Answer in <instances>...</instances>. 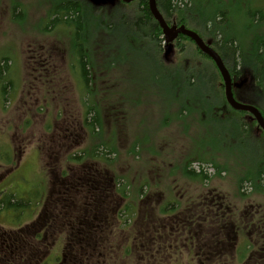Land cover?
<instances>
[{
  "label": "rangeland",
  "instance_id": "1",
  "mask_svg": "<svg viewBox=\"0 0 264 264\" xmlns=\"http://www.w3.org/2000/svg\"><path fill=\"white\" fill-rule=\"evenodd\" d=\"M76 1L92 19V10L96 16L103 7L113 9L114 15L119 18L123 12L131 14L139 4L138 1H115L107 5L93 4L91 1L94 0ZM59 2L0 0V7L6 10L3 29L0 30V71L3 74L0 76V201L8 202L10 196H14L24 204L0 209V241L18 238L19 254L25 251L27 243H33L32 251H29L32 255L25 253L28 262L23 264H42L50 253L46 259L49 264H208L197 247L186 250L182 245L185 238L194 237L195 241L191 228L187 231L188 235L180 233V241L176 240L174 232L179 228H169L172 230L166 236L175 243L169 247L170 244L164 242L165 247L162 248L154 243L156 231L161 230L163 225L175 226L173 222L177 218L188 223L190 219L197 218L195 212L189 216L186 209L189 206H193L194 210L201 209L199 201H195L201 200L208 190L225 195L227 201L236 202L240 209L244 205L260 206L259 219L263 216L264 221V174L258 180L254 178L257 171H264V135L259 133L257 127L253 136H245L250 138L246 144L238 140L234 149L229 146L224 150L217 140V129H204L205 132L198 134L191 123L198 124L199 120L179 117L190 114L186 112L187 109L184 111L181 108L176 98L175 84L168 79L158 78V71L154 68L155 59H147L146 56H157L166 63L179 62L182 57L186 59L184 65L201 63L216 75L220 72L192 40L178 38L167 44L163 32L159 36L160 50L149 53L150 56L144 50L119 47L117 44L125 42L117 36L110 38L106 33L98 34L101 30L96 33L93 29L92 33L87 30L81 35L80 41L86 46V54L94 57L96 67L94 81L89 84L93 88L91 93L83 82V69L77 48H74V26L67 28L62 23L51 26L52 12ZM194 8L189 3L188 8L176 9L170 16L163 9L160 11L171 27H180L183 26L179 21L180 15L186 9L190 12ZM198 11L203 12V17L198 18V22L188 19L187 28L201 35L213 49L209 31H206L202 21L206 20L205 17L214 18L219 12L225 16L223 27L226 30L225 34L223 29L218 28L220 41L226 35L228 39L234 38L242 44L252 35L247 34L252 26L256 27L254 35L264 36V0H204ZM87 17L84 18L87 20ZM100 39L110 42L102 55L96 50ZM33 48H41L46 53L42 55H47V61L56 62L58 81L54 87L35 91L29 86L31 70L28 50ZM243 48L240 46L246 57L253 53L248 47ZM241 50L236 55V61L242 55ZM224 54V64L230 73L228 65L231 67L235 64L234 56L231 51ZM192 55L196 59L191 58ZM112 61L117 64L109 69ZM250 63L248 59L244 63L250 69L249 86L235 91L246 87L245 91L251 95L253 93V97L260 100L259 110L264 113V90L260 91L261 88L257 87L251 72L254 68ZM2 65L6 67L2 69ZM106 72L108 75L105 77ZM230 75L234 78V74ZM222 84L225 94L223 78ZM7 87L10 89L5 94ZM100 87L103 93L99 91ZM260 92L263 94L259 95ZM101 96L105 100L102 106ZM189 96L188 103L199 98L197 92H191ZM89 109H94L100 115L102 125L96 126L95 132L91 131L87 121L92 116ZM113 112L121 118L118 123L114 121L116 117ZM198 119H201L200 116ZM246 120L250 121L248 115ZM195 145L201 148L194 149ZM95 149L98 158L92 157ZM109 150L112 152L107 154ZM196 152L206 156L200 158L195 155ZM69 154L82 156L83 161H74ZM213 155L215 164L203 162L214 158ZM189 162V170L206 172L208 178L203 183L186 176L184 168ZM124 188L127 196L123 197L120 191ZM64 190L67 194L60 195L59 191ZM242 192L245 193L244 197L240 196ZM177 193L180 197L176 196ZM163 196L166 198L163 199ZM171 202L173 208L159 210ZM45 205L56 213H53L54 218H48L45 225L38 229L33 223L43 214ZM60 211L65 214H60ZM102 211L107 213L103 214ZM172 213L174 215L165 216ZM241 219L246 223L247 214L244 213ZM50 220H54V223H50ZM55 223L60 226V237L54 235V238L50 234L46 241L39 243L33 239L50 224L53 229L50 227L47 231L55 233ZM71 226L86 232L83 235L86 242L90 238L87 231H90L97 243L96 248L92 250L91 246L82 244L74 246L81 248L69 250L68 246L73 242L70 238L73 239L75 234ZM26 231H34L33 237L27 238ZM241 235L239 247L235 245L225 255L216 257L211 264H264V250H260L263 252L260 258L256 253L255 240L251 243L255 235ZM21 237L25 240L22 241ZM262 241L264 243V238ZM5 250L0 248V257ZM251 250L256 257L242 263L245 254L251 253ZM147 251L150 255H143ZM155 252L156 256L151 257ZM160 252L163 254L161 260ZM19 254L14 255L7 264H22L19 263Z\"/></svg>",
  "mask_w": 264,
  "mask_h": 264
},
{
  "label": "trees",
  "instance_id": "2",
  "mask_svg": "<svg viewBox=\"0 0 264 264\" xmlns=\"http://www.w3.org/2000/svg\"><path fill=\"white\" fill-rule=\"evenodd\" d=\"M64 0H60L59 5L55 7L54 11L52 12V18H51V26L54 27L58 23L65 24L67 28H72L74 26V34L72 37H74V48L78 51L80 58V64L83 69V82L87 87V90H90L91 93L93 92V88L89 84L93 83V73L95 72V63L93 61L94 57L90 59L89 54H86V46L80 41L81 35H84L85 32L88 30L92 33L95 30V33L99 30L98 34H107L110 38L112 36H117L118 39L124 41L125 43L117 44L119 47L123 48H129L130 50H144L148 53L156 52L159 49V36L161 35V28L159 27L158 22L154 19L153 15L150 12L149 8V1L148 0H138V8L136 10H133L131 14L128 13H121L119 18L114 15L113 9H108L106 7H103V9H100V12L96 14V16L93 14V10L90 12L92 13V18L89 17V15L85 14L83 12V7L80 5V3L76 0H67L66 2H63ZM160 1L159 5L158 2ZM204 0H190L186 2V0H156L157 7L160 11V9H163L164 12L170 16L171 13L176 10L180 9L182 7L188 8L189 3L191 5H194V10H190V12L186 9L185 13L183 12L180 15V23L181 25H186V21L188 19L194 20L198 22V18L203 17V12L198 11V9L201 7L202 2ZM215 1V0H213ZM93 4L95 2L91 1ZM60 3H62L60 5ZM179 4V5H178ZM95 7V6H94ZM125 7V4H124ZM163 7V8H162ZM126 8V7H125ZM124 8V9H125ZM109 10V11H107ZM128 10V9H127ZM161 12V11H160ZM163 12V11H162ZM163 12V13H164ZM164 13V14H165ZM165 14V17L169 20L168 16ZM221 14V15H219ZM114 15V16H113ZM88 16V17H87ZM193 16V17H192ZM217 16V17H216ZM87 17V20L84 18ZM257 17V16H253ZM252 17V18H253ZM262 17V16H261ZM202 21V25H204L206 31H209V37L212 41V45L214 46L216 52L220 55L223 62L226 59V56L224 54L225 51H231L233 53V61H235V64L233 66H229L230 73L234 74L233 77L236 80L240 79H246L248 78V83L246 85H249L250 81V69L245 66V61L248 59L253 65V71H251L255 76V82L257 83V87H260V91L264 90V36L259 37L258 34H253L256 29L255 26L248 27L249 31L247 34H252L244 41H242V44L239 43L238 40L234 38L228 39L226 35L224 36L225 39L221 41L218 39L220 35L219 29H223L224 33L226 34V30L223 27V21L225 19V16L222 12H219L215 15V17H205ZM262 19V18H260ZM96 21V22H94ZM97 23V25H96ZM211 28L213 29V32H211ZM199 35V34H198ZM201 38H203L201 35H199ZM189 39L185 36H180L179 39ZM227 38V39H226ZM191 40V39H189ZM106 42L102 39L98 41V45L96 44V47L101 55L104 54L103 49H108V45ZM86 44V43H85ZM239 45V46H237ZM247 45V46H246ZM240 46L248 47V49L253 52L252 54L249 53V57L245 56V51L243 52L240 49ZM244 49V48H243ZM160 50V49H159ZM241 50V54L239 58V61H236V55ZM205 55V54H204ZM150 56V55H149ZM207 58H209L207 55H205ZM193 59H196L194 55L190 56ZM147 59H155L156 65L155 69L158 71V78L162 79H168L169 82L174 83V89L176 92V98L181 104V108H183L184 111L187 109V113L190 114L189 116H186L182 114L179 116L182 119L184 117H191L194 119V121L199 120L198 124L191 123L192 126L197 128V133L202 134L205 131H209L210 129H217V135L219 140L222 143L223 149H228L229 146L231 148H235L236 142L239 140L242 141V143H247V140H250V138H246L245 136L248 135H254V129L256 128V121L250 122L246 120V112H238L232 110L225 98V94L223 93V84H222V78L219 75H216V73L206 69L201 63H194L191 65H184L186 62V59L180 58L179 62H173V63H166L165 61L162 62L159 60L157 56L154 57H147ZM164 59V55H163ZM210 59V58H209ZM211 60V59H210ZM160 61V62H159ZM241 61V62H240ZM162 62V63H161ZM165 63V64H164ZM116 62L112 61L109 63L110 66L109 69L114 68L116 66ZM6 67L5 65H2L1 68L4 69ZM247 71H246V69ZM81 69V70H82ZM4 71V70H3ZM107 73V72H106ZM2 70L0 71V76H2ZM108 75V73L105 75V77ZM218 79H220L218 81ZM98 84V82H97ZM202 85H205L206 87L202 88ZM244 85V86H246ZM243 86V87H244ZM208 87L209 90L207 89ZM10 89V87H7L5 89V94ZM102 91V88L100 87V90ZM211 91V92H210ZM191 92H197L199 94L198 100L195 99L194 102H189L190 100V94ZM208 92H210L208 94ZM103 93V91H102ZM264 93V91H263ZM260 92L259 95L263 94ZM249 94V95H247ZM246 95H242L241 92H239V97L242 98L244 101L248 102V104L255 106L257 109H260V100L254 98L253 93L251 95L250 92H248ZM264 98V97H263ZM105 100L103 99V96L100 97V104L102 106V103ZM217 102V103H215ZM91 119L87 120L89 122V125L91 127V131L95 132V127L99 124L102 125L100 121V115L97 114V112L93 111L94 109H89ZM114 114V112H113ZM115 115V114H114ZM264 117V113H262ZM200 116L201 119H198ZM115 122L118 123L121 118L115 115ZM91 120V121H90ZM87 123V122H86ZM197 125V126H196ZM182 128V126H181ZM205 129V131H204ZM264 135V133H263ZM227 137H230L227 139ZM201 148V146L195 145L194 149ZM107 149V148H106ZM97 150L95 149L91 154H93V158L95 156V152ZM112 152L109 150V153ZM72 160L76 161H83L82 156L72 155L69 154ZM195 155L199 156L200 158L205 157L206 155L203 153L196 152ZM211 157V160L206 159L207 164H215V155ZM109 160L108 158H106ZM214 162H213V161ZM204 164V163H203ZM191 163H188V166L185 167V174L187 177L193 180H199L201 183L205 181L208 178V175L203 170L200 173H197L193 170H189V166ZM256 178L255 180L260 179L261 175L264 174V171L261 169L256 172ZM261 186V185H260ZM263 187L261 186V189ZM121 194L124 196H127V191L124 188L120 191ZM93 204V203H92ZM91 204V205H92ZM172 202L160 207V211H164V209H170L173 208ZM23 202L18 201L14 196H10L8 202L7 201H0V209L6 208L8 206L12 207H19L23 206ZM127 206V205H126ZM95 208V207H94ZM98 210L101 208L96 207ZM108 211V210H107ZM107 211H102L103 214H106ZM170 215V214H166ZM129 218L131 217V214L128 212ZM90 232V231H88ZM89 236H93V234H88ZM96 235V234H95Z\"/></svg>",
  "mask_w": 264,
  "mask_h": 264
},
{
  "label": "flooded vegetation",
  "instance_id": "3",
  "mask_svg": "<svg viewBox=\"0 0 264 264\" xmlns=\"http://www.w3.org/2000/svg\"><path fill=\"white\" fill-rule=\"evenodd\" d=\"M157 2L159 5L160 1H157ZM13 9H14V5H12V11H13ZM5 11L6 10H4V8L0 7V30L3 29V25H4V18L3 17L5 16V13H6ZM0 37H2V31H0ZM42 54H46V53L41 48H39L37 50L34 48L28 50V66L31 70L30 83L28 82V84L31 87V89L35 90V91L45 90V89H49L50 87H54L58 81L57 77H56V74H57L56 62L54 61L55 63L54 62L52 63L51 61H47L45 59V56H47V55H42ZM233 79H235V78H233ZM239 92H241V91H235L234 92L235 97L237 99H239V101L246 102L242 98L239 97ZM35 94H37V93H35ZM246 103H248V102H246ZM229 107L232 110H234L230 105H229ZM234 111H236V110H234ZM238 112H240V111H238ZM247 115L250 118V122L256 121L255 117L253 115L246 114L245 116H247ZM263 133L264 132L261 131V134H263ZM64 145H65V143H64ZM242 187H243V185H242ZM59 194L65 195V194H67V191L66 190L61 191V192L59 191ZM51 195H52V193L49 194V196H50L48 199L49 205H50V201H51ZM170 196H171V194H170ZM176 196L180 197V194L177 193ZM240 196L244 197L245 193L242 192V194ZM165 198H166V196H163V199H165ZM190 200H192V198H190ZM198 201H199V207L201 209L197 210L195 208V210H194L193 206H189L186 209L189 216L192 215L191 213L194 214V212H195L197 218L190 219L189 223H188V221L185 222V221L181 220L180 218H177V220H175L173 222L175 224V226L170 227L169 224L161 226L162 229L156 231L154 243L156 245L158 243L160 245V247L162 248V247H165L162 244L165 242L166 244H170L169 245V247H170L175 243V241L172 239H169V237L166 236V233H169V232H171L170 230H172V229L169 230V228H174V227L179 228V230H177V231H175L176 229L174 230V232H176V240L177 241H180L182 239V237H179L180 233L184 232V234L188 235L187 231L189 230V228H191L195 234V241L193 242L194 237L185 238L183 240L182 245L186 248V250H188V249L192 250L193 248L197 247L198 250L202 252V255L205 257V259L208 260L207 261L208 264H211V262H213L214 259H216V257H219L220 255H225L228 251H231L235 247V245H237L239 247L240 242H241L240 239L242 237V235L239 236V234L247 233V235L249 237L251 236L250 234L255 235V238L254 237L251 238V243H252V240H255L254 245H256V247L258 248V250H256V253L259 255L260 258H262L261 253H263V252H261L260 250H264V243H262L263 242L262 239L264 238V221L262 219L263 216L259 219L258 213H260V210H259L260 206L244 205L242 207V209H240L236 202H234L235 204L232 202L230 203V201H227L225 195L222 196L220 193H218L215 190H211V191L208 190L206 192V195L203 196L201 200L198 199L195 202H198ZM58 202L60 203L61 200H59ZM59 203H58V205H59ZM48 206L45 205V209L43 211V214L41 215V217L39 216V220L36 223H33L34 225H37L39 227L38 229H41L45 225V222H46V220H48V218L52 219L55 216L53 213H56V212L49 210ZM198 212H200V213H198ZM244 213H246L248 216L246 223H244L243 219H241V217ZM60 214L63 215L65 213L63 211H60ZM84 214H85V212H84ZM172 215H174V213H172L171 215H165V216H172ZM59 218L61 219V216H59ZM53 221L50 220V223H54ZM205 223L210 224V225H206ZM242 223H244V224L242 225ZM50 225L47 226L42 233L39 231L35 235V237L33 239H35L36 242L38 241L37 243H39V241H42V240L46 241V239H48V236L50 234L53 237H54V235L59 236V233L61 232L59 229L60 226L55 223V225H56L54 228L55 233H50L49 231H47V229L50 227H52V229H53L52 224H50ZM84 226L87 227V224H85ZM71 228L73 229V232L75 234L73 235V239L70 238V240H72L73 242L70 243V245L68 246V248L70 247L69 250L74 249V248H81V246H79V247H74V246H78V245H82V244H86L88 246H91L92 250L94 248H96L97 243L95 241V238H93V236L88 235L90 238H89V241L86 242V240H84V237H83V235L86 232H83L82 228H77L75 226L74 227L71 226ZM34 231H32V232L26 231L25 234H26L27 238H30L31 236L33 237ZM189 233H190V231H189ZM87 234H91V232L87 231ZM173 235H175V234H173ZM21 240L24 241L25 239L23 237H21ZM170 241H171V243H169ZM197 241H198V244L196 245L195 243ZM154 243H153V246H155ZM56 244H57V241L55 242V245ZM0 245H1V247H0L1 249L2 248L7 249V250H5L6 252L4 253V255L2 257H0V264H7L8 261H11L12 258H14V255L19 254L18 253V251H19V239L18 238L17 239L16 238H14V239H10V238L9 239H3L2 241H0ZM247 245H250V243H248ZM26 246L27 247L25 248V251H21L22 254H19L20 255L19 261L21 260L19 263H22V264L24 262H28V258L26 256H24L25 253L28 256H29V254L32 255V253H30L29 251H32L33 243H27ZM153 246L151 248L152 250H153ZM238 247H237V249H235L237 257H238ZM145 248L147 249L148 247L146 246ZM248 248L249 247H246V249H248ZM244 250H245V248H244ZM34 251L38 252L36 249H34ZM145 254L150 255L148 251L143 252V255H145ZM50 255H51V253H50ZM50 255H48V256H50ZM162 255L163 254L160 252V254H159L160 260L163 258ZM154 256H156V252L153 255H151V257H154ZM47 257L44 258L45 260L42 262V264H45ZM255 257H256V254H254V251L251 250V253L245 254V259L243 260L242 263L246 262L249 258H255ZM31 259H33V258H31ZM35 262H37V260H35ZM56 264H57V262H56Z\"/></svg>",
  "mask_w": 264,
  "mask_h": 264
},
{
  "label": "water",
  "instance_id": "4",
  "mask_svg": "<svg viewBox=\"0 0 264 264\" xmlns=\"http://www.w3.org/2000/svg\"><path fill=\"white\" fill-rule=\"evenodd\" d=\"M116 0H96L94 1L96 4H103V5H107L108 3H113ZM127 2H130V0H125ZM152 2V14L154 15V17L156 18V20L159 22L161 28L163 29V33L165 36V40L167 43H171L174 41L175 37L179 34V33H183L189 37H191L192 39H194L197 44L199 45V47L204 50L206 53H208L210 56H212L215 61L217 62L220 70H221V74L224 78L225 81V86H226V99L228 101V103L235 109V110H239V111H244V112H249L251 114H253L256 118V120L258 121L259 124V128H261L262 130H264V119L261 116V113L259 112L258 109H256L255 107L245 104V103H241L238 100L235 99L234 94L232 93V87H241L242 85H238L237 83H232L229 73L226 70V68L223 66V64L221 63L220 59L218 58V56L211 50L208 49L203 42L197 37V35L193 32H184L181 29H177L176 27H169L164 19L162 18L161 14L159 13V11L157 10V6L154 2V0H151ZM170 51V47L167 48V52Z\"/></svg>",
  "mask_w": 264,
  "mask_h": 264
},
{
  "label": "bare ground",
  "instance_id": "5",
  "mask_svg": "<svg viewBox=\"0 0 264 264\" xmlns=\"http://www.w3.org/2000/svg\"><path fill=\"white\" fill-rule=\"evenodd\" d=\"M122 2H124V3H132V2H135V1H138V0H130V2H127V1H125V0H121ZM149 1V8H150V12L152 11V2H151V0H148ZM154 2H155V4H156V6H157V3H156V0H154ZM157 8V10L159 11V9H158V7H156ZM159 13L161 14V16H162V18L164 19V21H165V23L169 26V27H171L167 22H166V20H165V18L163 17V15H162V13L159 11ZM151 14H152V12H151ZM153 15V14H152ZM153 17H154V15H153ZM154 19L156 20V18L154 17ZM157 21V20H156ZM158 22V21H157ZM158 24H159V22H158ZM159 27L161 28V26H160V24H159ZM173 27V26H172ZM174 27H176L177 29H181V30H183L184 32H193V33H195L196 35H197V37L203 42V44L208 48V49H211L217 56H218V58L220 59V61H221V63L223 64V66L226 68V70L228 71V69H227V67H226V65L224 64V62H223V60H222V58L220 57V55L216 52V50L215 49H213L209 44H207V43H205L204 42V40L196 33V32H194V31H192V30H190V29H188L186 26H180V27H177V26H174ZM162 29V28H161ZM162 32H163V29H162ZM163 35H164V33H163ZM180 36H185V37H188L189 39H191L195 44H196V46H197V48L203 53V54H205V55H207L214 63H215V65H216V67L218 68V70H219V72H220V74H221V70H220V68H219V66H218V64H217V62L215 61V59L212 57V56H210L208 53H206L204 50H202L200 47H199V45L197 44V42L194 40V39H192L191 37H189V36H187V35H185V34H183V33H179L176 37H175V39H174V41L176 40V39H178ZM164 38H165V36H164ZM173 41V42H174ZM165 43H167L166 42V40H165ZM172 43V42H171ZM167 44H170V43H167ZM228 73H229V71H228ZM221 76H222V74H221ZM229 76H230V79H231V81H232V83L234 84V83H237L238 85H242L241 87H232V93L235 91V90H239V89H241V88H243V86L244 85H246L247 83H248V78L246 77V79H240V80H236V79H233L232 78V76L230 75V73H229ZM222 78H223V76H222ZM223 81H224V78H223ZM224 85H225V81H224ZM225 96H226V86H225ZM248 105H250V104H248ZM251 106H253V105H251ZM253 107H255V106H253ZM256 108V107H255ZM257 109V108H256Z\"/></svg>",
  "mask_w": 264,
  "mask_h": 264
}]
</instances>
